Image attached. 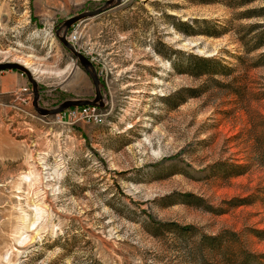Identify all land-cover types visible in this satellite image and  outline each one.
<instances>
[{
	"label": "rangeland",
	"instance_id": "obj_1",
	"mask_svg": "<svg viewBox=\"0 0 264 264\" xmlns=\"http://www.w3.org/2000/svg\"><path fill=\"white\" fill-rule=\"evenodd\" d=\"M106 1L0 0L40 107L94 98L56 31ZM73 32L101 122L40 116L19 72L0 96V264H264V0H122Z\"/></svg>",
	"mask_w": 264,
	"mask_h": 264
},
{
	"label": "water",
	"instance_id": "obj_2",
	"mask_svg": "<svg viewBox=\"0 0 264 264\" xmlns=\"http://www.w3.org/2000/svg\"><path fill=\"white\" fill-rule=\"evenodd\" d=\"M121 2L122 0H107L106 3L102 7L96 10L82 12L76 16H73L67 19L63 23V25L56 31V36L59 39V41L63 44V46L67 50L70 51V53L79 63V65L83 68V70L91 78L93 86H94V91H95V96L92 100H67L52 109L42 108L38 104L39 93H40L38 89V84L35 81V79L32 77L30 71L26 67L18 63H11V62L0 63V72L1 71H17L25 75L32 89V94H33L32 106L34 110L40 116L42 117L55 116V115L65 112L68 109L83 107V106H93V107H98V108L104 107V102H103L102 94H101L100 87H99L100 81L95 71V68L93 64L91 63V61L85 55L77 51L75 46L67 40V31L75 23L83 21L88 18L98 16L107 9H111V8L121 5ZM61 29H64L62 35H60L59 33Z\"/></svg>",
	"mask_w": 264,
	"mask_h": 264
},
{
	"label": "built area",
	"instance_id": "obj_3",
	"mask_svg": "<svg viewBox=\"0 0 264 264\" xmlns=\"http://www.w3.org/2000/svg\"><path fill=\"white\" fill-rule=\"evenodd\" d=\"M67 40L74 45L77 40L76 32L69 34ZM21 93L23 95L24 94L30 95L31 91L24 87L21 89ZM21 100L24 101L23 97H21ZM62 114L64 115L67 114L68 118L72 120V122L74 123L80 121L86 124H99L101 122V115L99 114L98 107L83 106V107L71 108L66 110Z\"/></svg>",
	"mask_w": 264,
	"mask_h": 264
},
{
	"label": "crops",
	"instance_id": "obj_4",
	"mask_svg": "<svg viewBox=\"0 0 264 264\" xmlns=\"http://www.w3.org/2000/svg\"><path fill=\"white\" fill-rule=\"evenodd\" d=\"M3 73H11L9 75H12L11 77L14 78L15 83L8 84L4 79L5 76H1V82H0V96L1 97H10V96H16V100H18V96L21 97L23 94L21 93V89L26 85L25 78L19 74L18 72L14 71H4ZM21 99H19L20 101ZM22 101V100H21Z\"/></svg>",
	"mask_w": 264,
	"mask_h": 264
},
{
	"label": "trees",
	"instance_id": "obj_5",
	"mask_svg": "<svg viewBox=\"0 0 264 264\" xmlns=\"http://www.w3.org/2000/svg\"><path fill=\"white\" fill-rule=\"evenodd\" d=\"M207 35H211V36H215V33H209ZM197 60V62H199L200 64H209V63H212L214 61H212L211 59H207V58H201V57H196L195 58ZM207 71V72H205ZM210 71V70H209ZM201 73H208V69L204 70V71H200Z\"/></svg>",
	"mask_w": 264,
	"mask_h": 264
}]
</instances>
